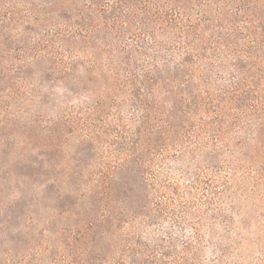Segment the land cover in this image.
Listing matches in <instances>:
<instances>
[{
	"label": "rangeland",
	"instance_id": "obj_1",
	"mask_svg": "<svg viewBox=\"0 0 264 264\" xmlns=\"http://www.w3.org/2000/svg\"><path fill=\"white\" fill-rule=\"evenodd\" d=\"M49 2L0 0V264H132L134 246L144 251L138 263L167 264L158 254L170 248L188 264H219V242L225 264H264V180L237 155L242 143L261 166V146L235 130L230 149L199 159L171 151L156 164V181L181 196L208 163L219 173L212 187L226 183L219 209L234 229L221 240L218 226V240L203 234L199 252L193 241L184 251L191 236L173 224L176 204L162 205L152 223L140 216L158 209L140 167L116 151L120 126L131 131L135 112L111 85L112 62L103 57L88 75L80 66L83 89L67 77L66 61L39 57L35 33L43 28L34 20L68 8Z\"/></svg>",
	"mask_w": 264,
	"mask_h": 264
},
{
	"label": "trees",
	"instance_id": "obj_2",
	"mask_svg": "<svg viewBox=\"0 0 264 264\" xmlns=\"http://www.w3.org/2000/svg\"><path fill=\"white\" fill-rule=\"evenodd\" d=\"M61 3L68 8L40 12L34 20L43 28L35 33L39 57L66 61L67 77L83 89L80 66L88 75L103 57L112 62L111 85L135 112L131 131L119 125L116 151L140 167L158 209L155 217L148 211L140 216L152 223L161 217L162 205L176 204L173 224L189 229L191 236L184 251L193 241L199 252L203 234L210 243L218 240V226L223 240L234 224L219 209L226 183L219 185L220 192L212 187L217 170L209 163L206 173L198 168L182 196L176 185L157 182L153 170L171 151L199 159L208 149H230L235 130L264 150V0H50L47 5ZM238 145L242 163H254L253 171L264 180V163L251 162L244 144ZM214 248L220 254L217 263L225 264L227 250L220 242ZM169 249L158 254L163 263L188 264ZM142 250L134 246L132 264H144L137 262ZM156 255L154 262L161 260Z\"/></svg>",
	"mask_w": 264,
	"mask_h": 264
}]
</instances>
